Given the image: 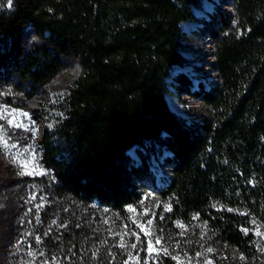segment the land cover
<instances>
[{
    "label": "trees",
    "instance_id": "16d2710c",
    "mask_svg": "<svg viewBox=\"0 0 264 264\" xmlns=\"http://www.w3.org/2000/svg\"><path fill=\"white\" fill-rule=\"evenodd\" d=\"M200 3L11 0L0 9V88L34 91L65 61H78L61 113L39 141L55 194L121 211L149 181L174 218L204 225L225 256L261 264L264 253L245 229L255 220L264 227V0L215 4L207 26L215 74L195 87L185 73L174 80L207 113L184 117L166 100V77L187 61L181 22L196 19ZM152 154L169 170L161 185ZM4 215L0 264H9L2 255L13 216Z\"/></svg>",
    "mask_w": 264,
    "mask_h": 264
},
{
    "label": "rangeland",
    "instance_id": "374dc122",
    "mask_svg": "<svg viewBox=\"0 0 264 264\" xmlns=\"http://www.w3.org/2000/svg\"><path fill=\"white\" fill-rule=\"evenodd\" d=\"M218 2L201 0L200 5L193 8L196 19L181 22L185 32L182 52L187 61L170 69L165 97L171 109L184 117L207 113L202 101L188 93L179 95L174 80L178 74L185 73L190 85L195 87L198 83L207 85L215 74L207 26ZM9 3L11 0H0V9L9 8ZM78 72V61L68 59L57 75L34 91L12 85L0 88V111L28 114L18 117L23 127L9 124L12 117L8 112L4 113L7 119H0V135L8 142L5 148L0 141V217L13 216L11 237L2 259L9 264H164L167 259L176 264H206L207 261L239 264L214 246L204 225L174 218L170 202L162 198L149 181L141 198L121 211L96 201L82 203L55 194L54 178L41 160L39 141L43 127L51 128L61 113L58 103ZM33 127L38 129L36 135L25 130ZM128 153L139 161L133 148H129ZM25 160L30 161L27 169L21 167ZM161 161L162 156H149V168L158 185L167 179L169 172L161 167ZM141 226L151 235L146 236ZM245 230L254 233L255 246L264 253L263 225L255 220ZM157 238L161 239L160 245H155ZM149 240L153 241L159 255L148 253ZM208 248L213 251L209 253ZM261 264H264L262 259Z\"/></svg>",
    "mask_w": 264,
    "mask_h": 264
},
{
    "label": "snow or ice",
    "instance_id": "6c2138e0",
    "mask_svg": "<svg viewBox=\"0 0 264 264\" xmlns=\"http://www.w3.org/2000/svg\"><path fill=\"white\" fill-rule=\"evenodd\" d=\"M9 6H11L10 3H9ZM5 112H8V110H7V109H4L3 111H0V119H7V116H5V114H4ZM8 115L12 117V119L8 120V123H9V124H12L14 127H23V122L18 120V117H19L20 115H23V116H25V117L28 116L27 113H18V112H16V110H12L11 112H8ZM25 130H26V131L31 130V131L33 132V135H36L37 132H38V129H35L34 127H33V128H25ZM0 141H3V146H4L5 148L8 146V142H7V140L4 138L3 135H0ZM33 160H34V157H33ZM29 164H30V161L25 160L23 163H21V167L27 169V168L29 167ZM34 170H35V169H33V171H34ZM27 174H32V173H31V172H28ZM130 210H131V209H130ZM229 211H231V209H229ZM150 223H151V221H149V224H150ZM178 226L181 227V228L184 227L183 225H178ZM141 230L145 232V235H146V236H150V235H151V232L148 231L147 229H145L143 226H141ZM245 231H247V230H245ZM256 234H257V235H260V232L257 231ZM160 244H161V239H160V238H157V239L155 240V245H160ZM155 245L153 244V241H151V240L148 241L147 251H148L149 254H152L153 252H156V255H159V254H160L159 250H157V249L155 248ZM124 246H125V245L122 243V244H121V247H124ZM131 246H132L133 248L136 247L135 244H132ZM163 251H164L165 253H167V249H166V248H164ZM207 251H208L209 253H211V252L213 251V249H212V248H208ZM174 258H175V257H174ZM241 259H243V257H241ZM206 264H212V262H211V261H207Z\"/></svg>",
    "mask_w": 264,
    "mask_h": 264
}]
</instances>
